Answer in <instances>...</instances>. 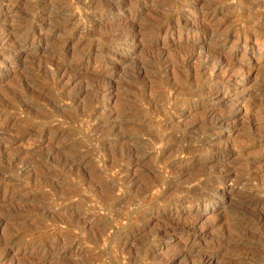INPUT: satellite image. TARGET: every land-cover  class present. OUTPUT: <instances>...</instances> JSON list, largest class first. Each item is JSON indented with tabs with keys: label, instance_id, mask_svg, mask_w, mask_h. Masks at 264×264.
<instances>
[{
	"label": "rangeland",
	"instance_id": "1",
	"mask_svg": "<svg viewBox=\"0 0 264 264\" xmlns=\"http://www.w3.org/2000/svg\"><path fill=\"white\" fill-rule=\"evenodd\" d=\"M0 264H264V0H0Z\"/></svg>",
	"mask_w": 264,
	"mask_h": 264
},
{
	"label": "bare ground",
	"instance_id": "2",
	"mask_svg": "<svg viewBox=\"0 0 264 264\" xmlns=\"http://www.w3.org/2000/svg\"><path fill=\"white\" fill-rule=\"evenodd\" d=\"M120 5V4H119ZM111 6V5H110ZM109 6V7H110ZM112 7V6H111ZM117 7V6H116ZM106 10V9H105ZM179 23H180V20H179ZM181 24V23H180ZM193 25V24H192ZM181 26V25H180ZM199 27V26H198ZM196 25H195V28H198ZM89 56V55H88ZM214 58V57H213ZM141 71V70H140ZM137 76V75H136ZM188 76H189V74H188ZM190 76H191V74H190ZM185 150V149H184ZM133 152H135V150H133Z\"/></svg>",
	"mask_w": 264,
	"mask_h": 264
}]
</instances>
